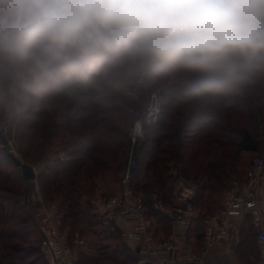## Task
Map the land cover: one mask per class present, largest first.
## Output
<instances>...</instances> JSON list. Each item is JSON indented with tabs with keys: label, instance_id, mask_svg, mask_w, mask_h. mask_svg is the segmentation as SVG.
<instances>
[{
	"label": "clouds",
	"instance_id": "obj_1",
	"mask_svg": "<svg viewBox=\"0 0 264 264\" xmlns=\"http://www.w3.org/2000/svg\"><path fill=\"white\" fill-rule=\"evenodd\" d=\"M0 56L85 79L119 65L195 73L172 93L184 104L264 66V0H0Z\"/></svg>",
	"mask_w": 264,
	"mask_h": 264
},
{
	"label": "trees",
	"instance_id": "obj_2",
	"mask_svg": "<svg viewBox=\"0 0 264 264\" xmlns=\"http://www.w3.org/2000/svg\"><path fill=\"white\" fill-rule=\"evenodd\" d=\"M0 57L2 60V56ZM2 61L3 69L6 67H12L11 62H9L7 58L3 57ZM16 63L17 62L13 65ZM81 63L83 65V71L88 72L89 62L81 61ZM24 66L30 68L32 70V74H30V78L26 82L27 87H29V92H25V97L22 98L21 102V117H23L19 120L21 137L27 136V132H25L24 129L30 130L33 128L42 130L44 133L43 138L52 139L60 136L65 129L70 128L71 123L73 122L71 115L68 117V122L66 124L67 127L64 126L65 124H57L53 122L54 118L49 111V113H47L41 110L45 105L50 109H54V104L56 103V108L60 107L63 113H66L74 107H77V110L86 113L84 115H80L76 121L82 122L86 127V130L90 133L87 140L89 141V144L84 146V149L77 150V152H75L69 160L64 162L59 160L57 162V166L47 168L46 171L39 174L38 178L43 180L41 182L42 194L47 204L53 203L56 198H61V204H59L58 207L63 213L64 220L65 217L68 216L69 211L67 209H62V206L69 200L71 192H73L71 191L70 183H68L70 181L68 177L74 181L78 172L81 171L80 168L82 167L83 169L89 159L92 160V162H98L96 163L98 166H112L113 161L118 163V159L115 157L113 151H121V147H123V144L121 143L123 139L127 138V129H124V127L119 126L117 123H126L129 116L133 118L134 116L131 112L128 113L129 111H127V109L114 105L113 98L111 97L114 90L110 89L109 84H117L119 72L124 71L128 74L126 70L127 66L119 65L107 68L106 70L102 68L94 73H91L88 79L83 78L81 74L77 75L75 73L50 74L39 69H34L31 65L22 62V67ZM194 75L195 73L182 70L159 69L152 71L148 77L147 87L149 89L159 90L162 95V113L158 121L149 126L147 136L137 152L138 164L132 171V182L134 177L142 172V167H145L144 172H154V174H157L158 176L157 179H152L153 184L160 186L161 189H164L167 186V180L170 178V168L176 166L175 162H173L174 158L179 157L181 149H183L185 137H187V139L196 137L194 132H190L194 128H199V136L206 135L207 137H214L212 139L213 143H216L218 146H226L230 144L235 148L232 155L231 153H227L225 156L221 155V157L217 158V161L209 162L208 166L205 168V171L208 172V178H219V173L216 171L213 172L212 169L217 168L218 166L221 168V164L219 162L222 161L221 159L224 157L228 160L230 158L234 159L236 156L245 152H254V155L259 153L258 137L256 138V136H253V133L250 131L251 127L249 124L243 123L242 126H233V123L235 122V117H243L245 119L246 117L250 118V113H253V110L254 117L256 114H259V117L261 112L264 110L262 102L264 100V66L253 70L248 75L247 79L242 82L234 92L206 95L184 104L174 102L172 93L175 88L180 86L184 80L193 78ZM77 84H80L81 87L86 89V91H80L77 94H72V91L75 90ZM53 97H55L56 100H53ZM80 99V104H77ZM143 100V98L139 100L131 98V101L133 102L132 103L130 101L131 106H135V108L141 107ZM64 101H67L66 104L61 106ZM53 102L55 103L53 104ZM101 103H105L104 106H102ZM253 104L255 105V109L253 108V110L250 111V105ZM28 108H30V110H27ZM32 111L35 112L32 114ZM30 113L35 117V120L31 123L28 120H24V117ZM42 117L45 118L43 123L39 120V118ZM228 132L236 133L237 135H240L241 138L239 140H232L231 142L227 138ZM100 137H102V139ZM116 138L117 140L120 138V140L117 141ZM41 147L42 146L38 147L39 152L42 150ZM201 151L202 148H199V152ZM43 154L44 153L42 152V155ZM5 155L10 161H12L8 156V152ZM98 155L102 156L101 159ZM30 160L32 161L30 153L24 154V162L30 165ZM120 160L121 159H119V161ZM13 165L16 167L15 169L18 170L21 182H23V178L21 176L22 172H20L19 167H17L14 162ZM249 165L243 175H238L237 177L234 176L235 178H233L232 181L234 179L244 181ZM229 175H231V172H225L223 176L229 177ZM59 178L62 179L63 182H61ZM10 181L11 180L9 179L7 180V182ZM228 182L229 179L225 185L220 182L222 188L227 186ZM64 184H67V186ZM230 184L228 186H230ZM26 187V185L21 187L20 191L12 186H8L6 189L2 188L4 192L6 190V192L9 193V196L5 197L0 195V221H5L6 219L18 220V222L13 224V227L18 224L26 225L29 217L25 216L26 218H24L20 214L24 210L26 204ZM64 187H69L67 192H65L66 190ZM212 187L214 186L212 185ZM205 188L206 185H202L200 186L199 191L204 190ZM135 190L142 192L141 194L144 196L148 216L151 217L155 226L157 223L156 218L159 221L160 219L162 220L163 217L158 214L156 209L152 208V200L150 196L153 191L151 187L146 181L139 180V182L135 184ZM167 194L168 191H165V193L160 194L159 198L166 202L168 199ZM70 201L71 203H69V209H74V207L78 204L77 202L75 203L73 199ZM5 203H7L8 206H5ZM78 209V212L82 210L80 206ZM70 213L72 214V212ZM89 214L93 219V222H95L94 224L96 225L98 232L103 237L108 239L116 237L103 234L94 215L90 211ZM197 217L198 216L196 214L195 222ZM199 222L201 230L202 222ZM27 227L28 226H25L23 228V232L15 230V228L13 229L12 227V230L9 232L1 230L0 239L4 241L5 239L12 240L21 238L22 241L26 242V236L29 235ZM196 235L199 238V232ZM247 236H249V232L247 233ZM33 241H37L39 243V239L37 237ZM21 249L22 247L18 243H11L8 241L5 243L3 242L2 250H6L7 253L0 256V264H16V261H19L20 263L24 261L26 259L25 255L27 251L23 254L24 256H15L17 253L22 251ZM33 252L34 250L32 249V252L30 253ZM115 253L120 256L114 258V261L118 262L117 264H135L134 257L128 254L126 248H118ZM3 256L8 257V262H3L1 260ZM26 264L35 263L26 262Z\"/></svg>",
	"mask_w": 264,
	"mask_h": 264
},
{
	"label": "rangeland",
	"instance_id": "obj_3",
	"mask_svg": "<svg viewBox=\"0 0 264 264\" xmlns=\"http://www.w3.org/2000/svg\"><path fill=\"white\" fill-rule=\"evenodd\" d=\"M2 60L0 57V77L2 76L0 78V195L5 197L9 196V193L6 192V190L4 192L2 188L6 189V187L8 186H12L13 188L15 187L20 191L21 187H24L25 185L27 186V182L24 179L23 182L25 183L21 182L18 170L15 169L16 167L13 165V162L10 161L5 154L8 152V150L11 149L14 155L24 162V154L30 153V156L32 158V161L30 160V165L34 168L37 177L35 180L29 182L28 191H25V198L29 199L32 204L38 205L41 200L45 202L41 187V182L43 180L38 179L39 174L46 171L47 168L57 166V162L59 160L63 162L69 160L73 156V154L77 152V150H82L84 149V146L89 144V141L87 140L90 136V133L86 130V127L82 122L76 121L80 117V115H84L86 113L77 110V107H74L66 113H63L61 111V108H56V103L53 102V104L55 103L54 109H50L45 105L41 110L47 113L50 112V114L54 118L53 122L61 125L65 124L64 126H66L68 117H70L71 115L73 122L71 123L70 128L65 129L60 134V136L54 137L52 139L43 138V131L33 128L30 130L24 129V131L27 132V136L21 137V130L19 127V120L23 118L21 117V102L22 98L25 97V92H27L29 89V87H27L26 85V82L29 80L30 74H32V70L25 66L22 67V62L18 60H9L13 68L6 67L3 69ZM15 62L17 63L13 65ZM75 74L78 75L81 73ZM137 78L138 75L130 76L122 71L118 74L117 84H109L110 89L114 90V93L111 94L114 105L127 109V111H129L128 113H130V108H133L135 106H131V97L127 95V92L134 86ZM14 79L20 83V89L16 95L11 96L8 90L11 86V82ZM80 91H86V89L81 87L80 84H77L75 90L72 91V94H77ZM143 99L144 100L141 107H143L145 102L144 96ZM53 100H56L55 97H53ZM80 101L81 99L77 102V104H80ZM66 102L67 101L62 102L61 106H64ZM262 102L264 105V100ZM101 104L102 106H104L105 103ZM253 108L255 109V105H250V111H252ZM27 110H30V108H28ZM34 112L35 111H32V114ZM32 114L30 113L26 115L24 117V120H28L30 123L33 122L35 120V117ZM258 115L259 114H256L254 117L253 110V113H250V118L246 117L245 119L243 117H235L233 126H242L243 123L249 124V126L251 127L250 131L251 133H253V136H256V138L258 137L259 153L264 154V110L261 112L259 117ZM44 119V117L39 118L42 123ZM133 122L134 118L129 116V119L126 123H117L119 124V126L127 129V138H121L123 139L121 143L123 144V147H121V151H113L115 157L118 159V163L113 161L112 166H98L96 164L98 162H92V160L89 159V161L86 162L84 168H80L81 171L78 172V175L74 179V181L68 177V179L70 180L68 183H70V188L73 192H71L69 200L62 206V209H67L69 212L68 216L65 217L64 220L62 219L60 230L63 234L66 235L67 240L72 245H75L77 241V246L73 253L76 264H117L118 262H115L114 258L120 257L115 253L118 248H126L128 254L133 256L135 260V252L133 250V246L129 245V243L123 240L119 235H115L116 237L111 239L103 237L98 232V229L94 224L95 222H93V219L89 214V211L91 212V200L96 198L109 197L117 193L121 188L120 182L122 173L130 159L131 143L128 139V131ZM190 132H194L196 134V137H191L190 139H187V137H185V144L183 146V149H181L180 156L174 158L173 162H175L176 166L170 168V178H167L168 180L166 179L167 186L164 189H161L160 186L153 184L152 179H157L158 176L157 174H154V172H144L145 167H142V172L134 177L133 182L131 181V186L135 193L144 198V196L141 194L142 192L135 190V184L139 182V180L146 181L153 191L150 197L152 200V208L155 209L154 203L155 201L161 199L159 198L161 193H165V191H168L167 197H169L170 184L172 183V180L174 178V171H177L178 175L184 176L185 178L190 180L197 186V195L194 201V206L198 217L193 229V233L196 235V233L199 232V221L202 222L204 217L212 215L218 211L221 205V198L225 191L228 189V185L233 178L237 177L238 175H243L251 159L254 157V152L242 153L239 156H236L234 159L230 158L226 160L225 157L222 158V161H218L221 164V168H219L218 166L217 168L212 169L213 172L216 171L219 173V178H208V172L205 171V168L206 166H208L209 162H215L217 161V158L221 157V155L225 156L227 153H231L232 155L235 148L230 144L226 146L216 145V143H213L212 140L214 137L211 138L207 137L206 135L199 136V128H194ZM100 138L102 139V137ZM227 138L232 142V140H239L241 136L233 132H228ZM119 140L120 138L117 141ZM143 142L137 146L134 152V156L137 157V152ZM40 146H42L41 148L43 150H41V152H39L38 150V147ZM199 148H202L201 152H199ZM42 152L44 153L43 155ZM98 156L101 159L102 156ZM119 159L121 160L119 161ZM137 164L138 159L135 163V167L137 166ZM19 170L21 172L20 168ZM225 172H231V175H229V177L223 176ZM227 178L229 179L228 185L222 188L220 182L224 183L225 185L228 180ZM8 179L11 181L7 182ZM59 180L63 182L62 179L59 178ZM64 185L67 186V184ZM202 185H206V188L199 191V188ZM212 185L214 187H212ZM64 188L66 190L65 192H67V189L69 187ZM71 199H73L75 203L77 202L78 204L76 207H74V209H69V203H71ZM53 203L59 206V204H61V198H56ZM4 205L8 206L7 203H5ZM79 206L83 211L81 210L80 212H78ZM59 210L61 211L60 208ZM32 211L33 209L31 210V208L27 207V205L25 204L24 210L22 211V213H20L24 218H26L25 216L29 217L26 225L18 224L13 227V224L18 222V220L6 219L5 221H0V231L3 230L5 232H9L10 230H12V228L23 232V228L25 226H28L27 230L29 232V235L26 236V242L22 241L21 238L12 240L5 239L4 241L0 239V256L4 255V253H7L6 250H2L3 242L5 243L7 241L11 243H18L22 247V251L17 253V255L15 256H24L23 254H25V252L27 251L25 255L26 259L21 263L19 261H16V264H26V262H33L35 264H44L45 262L46 264L45 256L40 248V234L37 230L36 220ZM70 212H72V214ZM158 214L163 218L159 221L156 218L157 223L155 225L154 232L160 238L166 237L174 229V226L172 225V221L167 215L159 211ZM245 218H248V216H246ZM245 218H243L242 222L248 223V219ZM36 237L39 239V243L37 241H33ZM250 239L252 240L253 238L251 237ZM196 246L198 247L199 244H197ZM32 249L34 250V252L30 253L32 252ZM1 260L3 262H8L9 259L8 257L3 256Z\"/></svg>",
	"mask_w": 264,
	"mask_h": 264
},
{
	"label": "built area",
	"instance_id": "obj_4",
	"mask_svg": "<svg viewBox=\"0 0 264 264\" xmlns=\"http://www.w3.org/2000/svg\"><path fill=\"white\" fill-rule=\"evenodd\" d=\"M152 71L138 75L127 95L135 100L145 97L143 107L130 108L134 122L128 131L131 143L130 159L123 170L120 190L109 196L91 200V213L107 236L119 235L133 243L135 264H209L208 253L218 242H232L238 235L243 218L250 217L254 234L260 248V261L264 263V154L257 153L250 161L244 181L234 179L221 198L218 211L202 220L201 247H197L191 233L195 226L194 200L197 186L184 176L173 172L168 201H155L154 208L167 215L174 229L158 238L151 217L148 216L144 198L132 189V171L137 157L134 152L148 133L149 126L156 123L162 113L163 99L159 90L149 89L147 79ZM20 83L11 82L9 94L19 92ZM8 152L13 151L10 149ZM62 158V157H61ZM27 207L33 209L36 227L40 234V248L46 264H76L73 253L76 248L61 232L63 214L55 203L43 200L34 205L26 199ZM130 223L122 225L120 220Z\"/></svg>",
	"mask_w": 264,
	"mask_h": 264
},
{
	"label": "crops",
	"instance_id": "obj_5",
	"mask_svg": "<svg viewBox=\"0 0 264 264\" xmlns=\"http://www.w3.org/2000/svg\"><path fill=\"white\" fill-rule=\"evenodd\" d=\"M262 210L264 212V202ZM245 219H248V223L242 222L238 235L232 242H218L210 249L208 253L209 264H264L260 261V248L256 241L252 220L250 217ZM120 223L130 226V223H126L122 219ZM201 231L202 226L201 230L199 227V238L193 233V229L191 233L194 242L199 244V248L201 247ZM248 232L249 236H247ZM250 236L253 238L252 240ZM128 243L133 246V243Z\"/></svg>",
	"mask_w": 264,
	"mask_h": 264
},
{
	"label": "water",
	"instance_id": "obj_6",
	"mask_svg": "<svg viewBox=\"0 0 264 264\" xmlns=\"http://www.w3.org/2000/svg\"><path fill=\"white\" fill-rule=\"evenodd\" d=\"M8 156L15 163V165L21 169L22 177L27 182L26 190L28 191L29 182L32 180H35L37 177L34 168L32 166H30L29 164L21 161L19 158H17L11 152H8Z\"/></svg>",
	"mask_w": 264,
	"mask_h": 264
}]
</instances>
